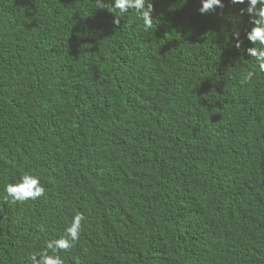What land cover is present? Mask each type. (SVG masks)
Segmentation results:
<instances>
[{
  "label": "trees",
  "instance_id": "1",
  "mask_svg": "<svg viewBox=\"0 0 264 264\" xmlns=\"http://www.w3.org/2000/svg\"><path fill=\"white\" fill-rule=\"evenodd\" d=\"M222 2L152 0L143 31L95 0H0V264L75 214L63 264H264V73L247 4ZM24 174L45 194L4 203Z\"/></svg>",
  "mask_w": 264,
  "mask_h": 264
},
{
  "label": "clouds",
  "instance_id": "2",
  "mask_svg": "<svg viewBox=\"0 0 264 264\" xmlns=\"http://www.w3.org/2000/svg\"><path fill=\"white\" fill-rule=\"evenodd\" d=\"M201 7L199 14L203 16L210 15L217 8L223 9L222 0H199ZM232 5H244L246 8L240 10V16L245 14L249 17L251 29L246 32L247 41L253 45L246 51L247 54L256 61L257 67L261 73H264V0H229ZM95 6L98 11H107L111 7L115 12L126 14L129 10H134L137 19L142 21V30L149 31L153 27L152 12L154 11L152 0H109L108 3L102 0H95ZM112 21L115 28L119 29L121 19L113 15ZM232 36L236 43L232 46L237 50L242 48L243 41L240 39L238 31H233ZM255 76V72L249 71L244 74L243 83H250ZM6 199L4 203H25L29 200H37L45 194L44 187L41 186L40 179L34 174H24L17 183H9L4 189ZM82 214H75L69 224L66 226L64 235L58 239L47 241L45 250L30 257L31 264H63L59 253L67 252L74 247L80 240ZM43 231V229H41ZM51 253V254H50ZM39 257V259H37Z\"/></svg>",
  "mask_w": 264,
  "mask_h": 264
}]
</instances>
